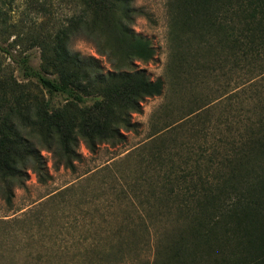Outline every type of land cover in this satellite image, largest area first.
Wrapping results in <instances>:
<instances>
[{"label":"trees","instance_id":"trees-1","mask_svg":"<svg viewBox=\"0 0 264 264\" xmlns=\"http://www.w3.org/2000/svg\"><path fill=\"white\" fill-rule=\"evenodd\" d=\"M70 1L77 11L42 38L38 67L20 60L27 81L0 82V198L10 205L29 170L40 183L50 178L42 149L56 168L75 171L79 141L90 153L122 145L137 132L132 113L163 95L146 138L78 180L109 179L120 207L93 255L103 263L136 252L129 263L264 264V0H167L168 57L156 79L135 63L155 54L133 30L143 9L133 0ZM71 37L90 41L109 67L70 50ZM54 95L64 102L51 105ZM34 232L0 220V264L48 261L50 253L26 251ZM141 249L149 258L138 262Z\"/></svg>","mask_w":264,"mask_h":264},{"label":"rangeland","instance_id":"rangeland-1","mask_svg":"<svg viewBox=\"0 0 264 264\" xmlns=\"http://www.w3.org/2000/svg\"><path fill=\"white\" fill-rule=\"evenodd\" d=\"M132 2L146 13L135 19L133 30L148 38L155 49L150 60L135 63L150 79L163 78L168 57L167 0ZM76 11L77 7L70 0H0V82L9 77L27 81L20 68V60L25 57L28 65L37 68L42 38H53ZM68 46L70 50L96 57L105 69L109 67L105 57L98 55L87 39L71 37ZM41 94L47 97L46 93ZM163 100V95H160L148 97L141 103V112L131 115L137 124V132H127L122 145L103 143L95 153H90L79 141L77 150L83 161L77 163L75 171L62 166L56 168L51 151L42 149L41 155L50 178L40 183L29 170L25 186L13 189L10 205L0 198V220L8 221L13 227L22 225L27 231H36L25 240L26 251L38 249L51 255L55 252L52 257H47L48 261L36 264H132L128 260L131 256L135 257L136 252L125 254L124 260L110 256L105 258L104 263L93 255V251L105 247V237L110 233L107 231L109 223L120 216V207L111 201L109 194L113 182L107 179L106 183H99L94 177L78 185V180L87 175L83 174L85 170L109 164L133 145L142 142L149 132L150 114ZM63 102L61 96H52L51 105L58 106ZM173 102L179 103L175 98ZM72 185L76 186L72 188ZM36 225L37 229H34ZM30 226L32 229H28ZM139 252L138 262L149 258L147 250ZM26 264H33V261Z\"/></svg>","mask_w":264,"mask_h":264}]
</instances>
